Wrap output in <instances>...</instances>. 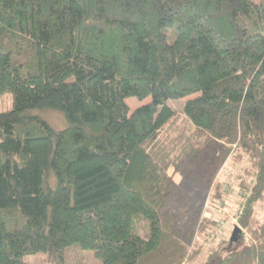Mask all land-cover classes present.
<instances>
[{"label":"trees","instance_id":"1","mask_svg":"<svg viewBox=\"0 0 264 264\" xmlns=\"http://www.w3.org/2000/svg\"><path fill=\"white\" fill-rule=\"evenodd\" d=\"M7 91L0 264L41 252L84 264L81 250L102 264H190L216 221L180 228L169 169L215 143L243 168L241 241L200 264H264V217L252 226L264 204V0H0ZM193 95L182 111L168 104ZM129 99L145 103L131 112Z\"/></svg>","mask_w":264,"mask_h":264},{"label":"rangeland","instance_id":"2","mask_svg":"<svg viewBox=\"0 0 264 264\" xmlns=\"http://www.w3.org/2000/svg\"><path fill=\"white\" fill-rule=\"evenodd\" d=\"M194 96L169 100L168 104L172 108L182 111L185 102ZM127 103L132 112L145 102L129 99ZM12 107L13 94L10 91L0 94V112L9 111ZM47 115L48 120H51L52 122H50L55 126L57 125L56 127H66V121L61 118L62 116L50 112ZM233 149L232 146L215 143L209 156L205 155L204 158L199 159L194 164H185L180 169L174 167L169 169V174L173 177L175 185L166 200V209H170L171 212L177 215L180 228L183 230H197L200 221L204 218L216 221V228L212 229V225H209L214 234L211 235L208 232L209 234L204 237L198 235L197 242L201 247V252L198 258H195L190 264H200L201 260L208 255L209 247L217 246L220 243L219 241L232 238L236 227L239 225L237 214L241 212L244 200L242 199V190L238 180V178L240 180L241 178L238 176L243 173V168L240 162L235 161ZM247 180H250V178H247ZM216 185L223 190L226 189L223 200L218 198L214 200L210 196ZM263 217L264 204H261L257 208L252 226H257ZM244 233L246 235L248 231L244 230ZM238 240L241 241V232L237 234L232 242L235 244ZM83 251L81 250L79 254L84 260V264H102L91 251ZM71 253L70 259H67L68 263L77 264L79 259L76 253ZM24 259L33 264H51L52 262L43 252L26 255Z\"/></svg>","mask_w":264,"mask_h":264},{"label":"water","instance_id":"3","mask_svg":"<svg viewBox=\"0 0 264 264\" xmlns=\"http://www.w3.org/2000/svg\"><path fill=\"white\" fill-rule=\"evenodd\" d=\"M241 230L239 228H236L235 232H234V235L232 237V241L236 238L237 234L240 233Z\"/></svg>","mask_w":264,"mask_h":264}]
</instances>
